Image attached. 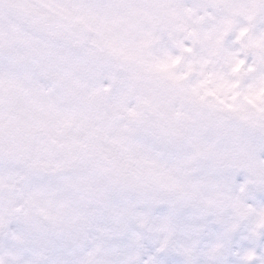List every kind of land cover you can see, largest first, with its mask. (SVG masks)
<instances>
[{"label": "snow or ice", "instance_id": "6c2138e0", "mask_svg": "<svg viewBox=\"0 0 264 264\" xmlns=\"http://www.w3.org/2000/svg\"><path fill=\"white\" fill-rule=\"evenodd\" d=\"M0 264H264V0H0Z\"/></svg>", "mask_w": 264, "mask_h": 264}]
</instances>
